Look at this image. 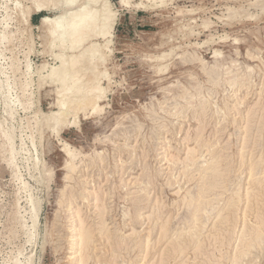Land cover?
I'll return each mask as SVG.
<instances>
[{"label": "rangeland", "instance_id": "374dc122", "mask_svg": "<svg viewBox=\"0 0 264 264\" xmlns=\"http://www.w3.org/2000/svg\"><path fill=\"white\" fill-rule=\"evenodd\" d=\"M109 1L111 37L74 52L41 24L59 9L0 0V264H264V0ZM93 43L103 58L82 85L102 86L101 109L56 133V55Z\"/></svg>", "mask_w": 264, "mask_h": 264}, {"label": "bare ground", "instance_id": "6f19581e", "mask_svg": "<svg viewBox=\"0 0 264 264\" xmlns=\"http://www.w3.org/2000/svg\"><path fill=\"white\" fill-rule=\"evenodd\" d=\"M56 0H33L34 6L33 9L37 12H42L46 10L52 9L51 6L54 8H57L60 10L59 14H56L55 16H49V15H43L41 17V24L44 28H47V34L49 38L51 39V44H57L59 43L60 47L63 49L69 48L75 52V50L80 49L81 46H83L84 42L87 39V35L89 33H95L96 35L102 36V37H111L112 35V24L115 20V12L111 9V4L109 0H60L58 2H55ZM102 1V2H101ZM127 1V0H122ZM101 3V4H100ZM19 4V3H18ZM7 9V7H6ZM22 14V12H20ZM30 14V11L29 13ZM24 15V14H23ZM25 16V15H24ZM24 18V17H23ZM6 19V17H5ZM2 20V19H1ZM4 20V19H3ZM5 21V20H4ZM1 22V21H0ZM3 22V21H2ZM6 23V22H5ZM9 28V26H8ZM3 30V29H2ZM6 28L4 29V31ZM9 30V29H8ZM1 31V30H0ZM3 31H1L2 33ZM7 32V31H5ZM2 34V40L7 37L6 33ZM11 33V32H10ZM14 36V35H13ZM12 37V36H11ZM8 38V37H7ZM6 38V40H7ZM14 38V37H13ZM0 39V40H1ZM10 39V38H9ZM5 40V41H6ZM12 40V39H11ZM106 41V40H105ZM110 39H107V43H110ZM236 43V42H235ZM2 44V43H1ZM3 46V45H2ZM5 49V48H4ZM31 49V48H30ZM66 52V51H64ZM216 52V51H215ZM2 53V52H1ZM221 53V52H220ZM219 53V54H220ZM166 54V53H165ZM195 54V53H194ZM217 54V53H215ZM221 55V54H220ZM57 58L61 60V64L59 66L53 67L51 69V73L49 74L53 81L62 83L64 92H68V95L66 98L59 99L58 102V110L55 112H51V122L49 124L53 127V130L57 131L56 133H60L61 128L67 123V119L69 114L72 112L75 114H79L80 110H86L88 106H91L93 109V112H98L100 108L99 101L102 97V91L105 92L99 85H88L83 86L82 84V78L83 75H86L87 73L84 72V74L81 71V68L90 63H95L97 60L102 59L103 56L100 52V46L96 45V43L90 44L86 49L80 51L78 54H72L68 58L65 57V54L58 53ZM3 57V55H2ZM220 57V56H219ZM105 61V60H104ZM14 64V63H13ZM96 64H94L95 66ZM2 66V65H1ZM14 66V65H13ZM167 67V66H166ZM87 68V67H86ZM93 68V67H92ZM95 68V67H94ZM98 68V67H96ZM163 68V66H162ZM161 68V69H162ZM84 69V68H83ZM82 69V70H83ZM160 69V68H159ZM167 69V68H166ZM92 70V69H91ZM94 69L92 70V72ZM96 71V70H95ZM99 71V70H98ZM104 71V70H103ZM80 72L82 74H80ZM88 72V71H87ZM90 72V71H89ZM91 72V74H92ZM97 72V71H96ZM94 74H97L93 72ZM99 73V72H98ZM101 74V73H99ZM97 75L98 77L103 75ZM96 76V75H95ZM106 76V75H104ZM101 76V77H104ZM97 77V78H98ZM100 77V78H101ZM93 78V77H92ZM99 79V78H98ZM71 80V84H69L67 81ZM89 80V79H88ZM90 81V80H89ZM88 81V82H89ZM92 81V80H91ZM96 81V79H95ZM94 81V82H95ZM93 82V81H92ZM98 82V81H96ZM95 82V83H96ZM101 82V81H100ZM99 82V83H100ZM91 83V82H90ZM86 84V83H85ZM55 86V85H54ZM56 87V86H55ZM60 89V90H61ZM57 91V90H56ZM170 93V92H169ZM104 94V93H103ZM57 95V94H56ZM60 95V94H59ZM104 96V95H103ZM102 100V99H101ZM19 101V100H18ZM15 102V101H14ZM57 104V102L55 103ZM150 111V110H149ZM87 112V111H86ZM101 114V113H100ZM73 115V114H72ZM84 115V114H83ZM74 116V115H73ZM78 117V115H77ZM37 118V117H36ZM48 118V117H47ZM46 120V119H45ZM126 120V119H125ZM130 120V118H129ZM132 120V119H131ZM72 121V120H71ZM42 122V120H41ZM78 123V119L74 120L73 125ZM48 124V126H49ZM72 124V123H71ZM135 125V124H134ZM29 126V124H28ZM130 126V125H129ZM140 126V125H138ZM30 127V126H29ZM28 127V128H29ZM61 127V128H60ZM63 127V128H64ZM133 127V126H132ZM44 128V127H43ZM141 128V127H140ZM143 128V127H142ZM141 128V130H142ZM1 129V128H0ZM51 129V128H50ZM250 129V128H249ZM42 130V129H41ZM247 132V131H246ZM3 134V133H2ZM123 134V133H122ZM6 139L8 141H12V137L10 133H4ZM3 136V135H2ZM203 140V139H202ZM248 142V141H247ZM246 144V143H245ZM205 146V145H204ZM70 149V148H69ZM208 149V148H207ZM13 148L10 149V156H11V163H13ZM73 150V149H72ZM68 152V162H66V166L68 168V174L66 175V178L72 177L70 174L77 170L78 166L75 162V159L77 157V154L75 151H67ZM66 152V153H67ZM211 153V152H210ZM65 166V165H64ZM259 166V165H258ZM66 168V169H67ZM253 168V167H252ZM257 169V168H256ZM259 169V167H258ZM205 170V169H204ZM255 170V169H254ZM251 171V170H250ZM259 171V170H258ZM205 172V171H203ZM209 173V172H208ZM216 173V171L214 172ZM251 173V172H250ZM254 173V171H253ZM211 174V173H210ZM219 174V173H218ZM258 174V173H257ZM205 175V174H203ZM208 175V174H206ZM212 175V174H211ZM210 175V176H211ZM237 175V174H236ZM254 175V174H253ZM252 175V176H253ZM214 177V175H212ZM218 176V175H217ZM251 176V174H250ZM258 176V175H257ZM256 176V177H257ZM206 177V176H205ZM208 177V176H207ZM65 178V179H66ZM73 178V177H72ZM215 178V177H214ZM218 178V177H217ZM242 178V177H241ZM70 179V178H69ZM257 179V178H256ZM213 180V179H212ZM216 181V180H214ZM69 182V181H68ZM207 182V181H206ZM214 183V182H213ZM209 184V182H208ZM208 186V185H207ZM210 188V187H206ZM208 190V189H207ZM211 190V189H209ZM71 194V193H70ZM190 195V194H189ZM204 196V195H203ZM202 196V197H203ZM183 197V196H182ZM201 197V196H199ZM136 198V197H135ZM209 198V197H208ZM204 199V198H203ZM202 198L197 199L194 197L187 198V204L189 207H199L202 206L205 201ZM217 199V198H216ZM137 200V199H136ZM210 200V199H209ZM214 200V199H213ZM138 201V200H137ZM207 201V198H206ZM139 202V201H138ZM210 203V201H208ZM140 203V202H139ZM212 204V203H211ZM135 205V204H134ZM209 205V204H208ZM234 205V204H233ZM32 220L34 223V226L38 225L39 222V209L35 205V201H32ZM205 206V205H204ZM133 207V206H131ZM212 207V206H210ZM15 208V205L14 207ZM196 209V208H195ZM214 209V208H213ZM17 210V209H16ZM134 211V210H133ZM138 211V210H137ZM136 212V209H135ZM11 213V210L10 212ZM138 213V212H137ZM23 215V214H22ZM136 215V214H135ZM24 216V215H23ZM192 217V216H191ZM190 219V218H189ZM56 220V219H55ZM77 220V219H76ZM14 221V220H13ZM23 222V221H22ZM55 222V221H54ZM78 223V222H77ZM23 224V223H22ZM82 228H80V245L79 248L81 250L83 249L84 252L81 255V261L85 263L88 259L91 258L90 254V248L95 241L94 239V232L91 228H88L87 226H84V220L79 217V223ZM58 225V224H57ZM25 226V225H24ZM54 226V224H53ZM78 226V225H77ZM80 226V227H81ZM247 226V225H246ZM258 226V225H257ZM58 227V226H57ZM24 228V227H23ZM56 228V227H55ZM246 228V227H245ZM24 231V230H23ZM79 231V230H78ZM104 231V230H103ZM197 232V231H196ZM9 233V232H8ZM103 233V232H102ZM100 233V235L102 234ZM96 235V234H95ZM105 235V234H104ZM109 235V234H108ZM102 236V235H101ZM104 237V236H102ZM110 240V236L107 238ZM103 240V239H102ZM101 241V240H100ZM105 241V240H103ZM102 241V243H103ZM111 242V241H110ZM109 242V243H110ZM181 243V242H180ZM118 244V243H117ZM253 245H257L262 247L264 244V222L262 224V227L259 229L256 240ZM95 245V244H93ZM175 244H173L174 246ZM111 246V245H110ZM252 246V245H251ZM255 247V246H253ZM93 248V247H92ZM263 248V247H262ZM176 249V248H174ZM257 249V248H254ZM261 249V248H260ZM95 250V249H94ZM243 250V249H242ZM253 250V249H252ZM264 250V249H263ZM257 251V250H256ZM82 252V251H81ZM116 252V251H115ZM255 252V251H254ZM259 252V251H258ZM94 253V252H93ZM245 253V252H243ZM262 253V252H261ZM80 254V252H79ZM256 255V254H255ZM242 256V254L240 255ZM239 259V258H238ZM19 260V259H18ZM98 260V259H97ZM96 260V261H97ZM256 260V259H255ZM254 260V262H255ZM118 261V260H116ZM243 261V260H242ZM92 262V261H91ZM235 260L233 263H236ZM241 262V261H240ZM245 262V261H244ZM249 262V260H248ZM15 263V262H14ZM20 262H16V264H19ZM80 264V263H79ZM111 264V263H110ZM217 264V263H216ZM252 264V263H251Z\"/></svg>", "mask_w": 264, "mask_h": 264}]
</instances>
